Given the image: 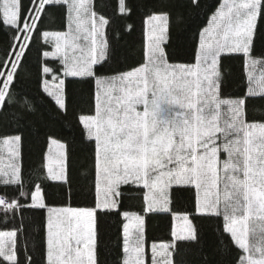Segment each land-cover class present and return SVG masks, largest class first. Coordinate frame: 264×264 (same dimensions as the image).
<instances>
[{"label": "snow or ice", "instance_id": "6c2138e0", "mask_svg": "<svg viewBox=\"0 0 264 264\" xmlns=\"http://www.w3.org/2000/svg\"><path fill=\"white\" fill-rule=\"evenodd\" d=\"M141 7L140 59L129 63L133 25L117 24L107 0H0L9 36L0 56V264H102L100 218L109 215L121 218L115 264H189V254L209 264L203 220L220 221L219 264H264V0H220L195 31L186 18L200 14L201 0ZM132 11L118 0L120 19ZM236 58L238 81L227 67ZM50 121L69 138H56ZM41 135L47 150L25 174V144ZM78 145L91 161L83 193L69 171ZM81 194L90 202L73 205ZM152 216L169 217L167 240L149 239Z\"/></svg>", "mask_w": 264, "mask_h": 264}, {"label": "trees", "instance_id": "16d2710c", "mask_svg": "<svg viewBox=\"0 0 264 264\" xmlns=\"http://www.w3.org/2000/svg\"><path fill=\"white\" fill-rule=\"evenodd\" d=\"M27 3V0H25ZM127 2L132 6L133 11L130 19L124 21L119 18L117 10L118 0H107L109 5V15L116 13V23L117 24H131L133 25V30L130 34L125 36V41L127 42L128 52L132 59L129 63H134L136 60L140 59L139 48L143 39V16L144 9L141 5L146 3H151L152 0H127ZM181 3L185 0H180ZM220 3V0H201V10L198 16L194 18H186L189 23L192 24V31H195L198 27L205 26L207 22V17L211 15L214 7ZM55 28V25L51 26ZM191 37V32L188 33ZM9 42V36L4 30H0V56L3 55L4 50L7 48ZM191 43V40H189ZM259 44V41H258ZM177 62H187L188 57L184 52H179L176 57ZM227 67L230 72V80H239L242 73V61L238 58L227 61ZM32 71L31 66L26 67L22 76L26 80H31L32 76L29 73ZM27 88L31 91H35V84L28 83ZM237 86L233 85L231 88H226L225 91H236ZM76 92L79 94L81 92V86L76 87ZM88 92L87 87L83 88L84 93V102L80 104V107L87 109L88 108ZM50 128L53 135L56 138L68 139L69 132L61 127V125L55 121H50ZM47 144L44 141L43 135L38 139L31 138L28 140L24 147V171L25 174L29 172L30 169L34 168L40 163L41 155L44 151L47 150ZM91 168V161L89 159L88 153L81 149L78 145L73 151L70 159V178L72 181V186L74 191L80 190L81 193L87 190L89 187L90 176H87L88 170ZM91 196L85 197L83 194L74 196L72 203L76 205L77 203H87L90 202ZM128 206V201H125V207ZM131 210H138L136 207H133ZM43 213L36 214V223L39 224L42 222ZM120 217L116 215L101 216L100 218V250H101V262L102 264H115L116 255L119 252V237H120ZM220 221L218 220H203L200 221L201 231H202V244L204 253L209 257V264H219L221 257L214 250L216 248V234L214 228ZM169 226L170 219L168 216H152L148 218L147 221V234L149 239L157 240H167L169 236ZM38 239V238H37ZM234 254V253H233ZM230 254L225 259L230 261L232 255ZM189 264H202V261L198 256L189 254L187 257Z\"/></svg>", "mask_w": 264, "mask_h": 264}, {"label": "crops", "instance_id": "0c3cea01", "mask_svg": "<svg viewBox=\"0 0 264 264\" xmlns=\"http://www.w3.org/2000/svg\"><path fill=\"white\" fill-rule=\"evenodd\" d=\"M53 152H55V146L53 145Z\"/></svg>", "mask_w": 264, "mask_h": 264}]
</instances>
